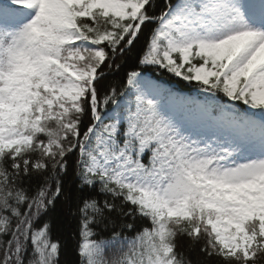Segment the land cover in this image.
I'll use <instances>...</instances> for the list:
<instances>
[{"label": "snow or ice", "instance_id": "6c2138e0", "mask_svg": "<svg viewBox=\"0 0 264 264\" xmlns=\"http://www.w3.org/2000/svg\"><path fill=\"white\" fill-rule=\"evenodd\" d=\"M0 264H264V0H0Z\"/></svg>", "mask_w": 264, "mask_h": 264}, {"label": "trees", "instance_id": "16d2710c", "mask_svg": "<svg viewBox=\"0 0 264 264\" xmlns=\"http://www.w3.org/2000/svg\"><path fill=\"white\" fill-rule=\"evenodd\" d=\"M117 80H122L123 79V73L121 72L120 74H118L116 76ZM158 79H161L165 84L168 85H173L175 84L176 87L178 88V90L184 91V92H188L190 91L185 84L183 83H177V81L175 79H173L170 75H165L162 77H158ZM71 229H72V224L69 220V218H67L66 216H64L63 214H61L60 219L58 221V225H57V231L56 233H54L53 239L56 238L57 234L62 235L64 238H68L71 240ZM79 238L77 237L75 240H71V248L67 254V259L69 261H71L74 258V247H75V243Z\"/></svg>", "mask_w": 264, "mask_h": 264}]
</instances>
